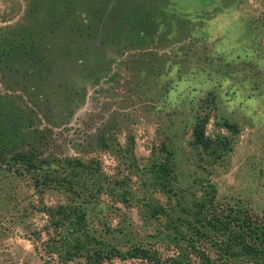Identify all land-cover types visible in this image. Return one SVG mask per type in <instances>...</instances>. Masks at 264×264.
<instances>
[{
	"label": "rangeland",
	"instance_id": "374dc122",
	"mask_svg": "<svg viewBox=\"0 0 264 264\" xmlns=\"http://www.w3.org/2000/svg\"><path fill=\"white\" fill-rule=\"evenodd\" d=\"M208 185L264 213V0H0V264L163 260Z\"/></svg>",
	"mask_w": 264,
	"mask_h": 264
},
{
	"label": "trees",
	"instance_id": "16d2710c",
	"mask_svg": "<svg viewBox=\"0 0 264 264\" xmlns=\"http://www.w3.org/2000/svg\"><path fill=\"white\" fill-rule=\"evenodd\" d=\"M221 124L237 128L227 120ZM194 133L195 140L202 142L200 123L195 125ZM27 162L32 165V161ZM207 188L189 208L182 206L184 216L193 218L188 227H166L164 237L175 247L173 255L162 260L157 249L141 243L131 245L125 253L113 248L112 255L149 264H264V213L221 204L214 186ZM97 260L95 257L91 263L72 264H101Z\"/></svg>",
	"mask_w": 264,
	"mask_h": 264
}]
</instances>
